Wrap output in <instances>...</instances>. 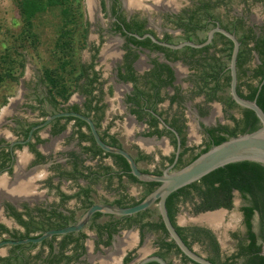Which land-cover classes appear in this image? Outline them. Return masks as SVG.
<instances>
[{"label":"flooded vegetation","instance_id":"1","mask_svg":"<svg viewBox=\"0 0 264 264\" xmlns=\"http://www.w3.org/2000/svg\"><path fill=\"white\" fill-rule=\"evenodd\" d=\"M203 1L204 0H196L190 7L186 6L184 8L168 6L166 4L168 2L167 0H132L131 3L130 0L100 1V13L108 19V25L98 24V45H91V47L88 48V51L91 52V59L87 63H81L86 65L93 64V72L97 74L96 83L102 84V100L98 105L103 106L104 108L103 118L99 122V127L97 128L94 119V113H91V116H88L86 112L85 106L88 102L87 97L77 89L71 93L66 102H63L58 107L54 108L46 100V88L44 86L45 100H38L37 104L41 106L43 105V102H45L47 105H49L52 110L50 114L41 111L39 107L40 114L38 120L36 121H28L20 117L12 116H9L10 118L8 117L9 119H6L10 121L11 127L6 129V131L3 133L0 132V190L3 191L0 192V225L3 226L6 232L0 230V243L6 240L19 241L28 238H37L49 230H58L72 226L80 220L82 215L91 206L95 204L112 205L111 203L119 197L109 190L110 188L108 187L107 175L99 174L98 181H95L94 173L100 171L101 167H112L113 160L110 157H95L92 152L85 151V148L91 147V142L88 140H80L77 132L80 131L82 134L89 136L90 138L91 134L87 125V127L83 126L78 129L74 121L66 122L65 120H62L57 126L60 127V125H65V129L59 134L53 135L52 130L55 127L54 122L57 120L56 119L47 127L35 130L28 143L24 145L14 144L16 142L25 141L28 137L29 131L33 127L41 124L48 116L62 112H75L87 116L93 121L101 139L104 137L105 141L108 142L110 136L114 137L120 143L121 148L123 149L124 147L121 141L118 139L119 134L115 131L116 121H123V125H130L129 121H132L133 123L135 122L137 126L139 125V129L135 135L126 134V137L131 140V148L136 152V155H132L128 151L127 152L133 157V159H137L140 154L151 158L150 162L146 160L139 161L137 166L140 162H144L148 166H152V169L150 168L145 170L141 169L139 166L138 168L141 171H148L147 173L153 174H158V172L162 174L164 170L173 164H169L168 161H165L164 159L175 158L178 141L180 142V155L182 152V138L184 139L185 148L192 149V151L186 153L183 156V159H188L190 156L197 154L208 143L210 136L207 131L209 129H216L222 126L232 127L234 124L231 120V117L236 120H239L242 117L241 109L243 108H228L224 103H222V101H218L217 99L208 101L205 94L197 95V91H199L200 86L198 77L202 73V70L192 67L189 64L190 62L196 61L199 58L205 57L207 55L216 56L220 59L221 63L225 64L226 67L222 69L221 75H223V77L224 75L229 76L227 67L233 49V44L230 40L219 33H215L211 43L205 47L195 49L185 46L180 49H170L153 43L149 38H143L145 35L150 34L157 41L173 46H177L185 42L200 45L206 41L207 35L212 29L219 27L234 35L237 42L239 43L237 59L238 57L244 59L249 58V62L246 65L247 71L245 74V80L249 79L251 77V68H254L259 64V58L256 52H252V59L250 58L251 53L250 55H247L246 53L242 52L245 49L246 42L247 47L251 49V29L256 33V36H259L261 31H264V26H257L255 23L256 19H254L251 15V7L253 3H251V0H239L240 10H238L236 14L234 12H230L231 7L233 6L231 5V2L233 4V0H215L216 2L218 1V5L215 10L221 9L227 13L216 16L214 14V10L213 16L208 17L206 14L203 16L200 12L202 11L200 7ZM87 2L89 5L92 4V0H87ZM263 2H257V0H254V3ZM94 13L96 14V12ZM146 13L155 14L154 19L159 18L160 22L155 23L154 20H151L146 15ZM122 18H124L125 24H130L135 20L144 22V31L146 33L140 36L136 33L128 31L121 21ZM251 22L255 24H252ZM87 23L91 31L90 22L87 21ZM199 34H204V37H199ZM135 36L141 37L143 39L139 40ZM129 38H134L138 41L148 39L152 44L167 49L171 52L151 50L147 47L133 45ZM115 39L117 40L116 43L114 41ZM207 47H209V49L204 50V48ZM187 48H190L195 52H192ZM96 50L97 53L95 55ZM103 57V61L106 57H109L108 59H110L111 64H107L106 61L104 64H102L103 61H101V59ZM143 58L147 60L144 66L141 64V60ZM129 62H131L133 77H129L128 71L125 68ZM100 65H103L102 68L104 70L111 71L113 74V78L111 77L112 82L109 85L106 75L99 68ZM166 68L170 69L172 80L170 85L164 86L160 84L161 82H159V79L162 81L167 79L168 74L166 72ZM82 82L83 80L81 83ZM221 82H223L222 79ZM96 83L94 84L95 88L97 87ZM118 84L130 86L129 93L125 94L124 98H121L122 101H119L120 105L117 103L116 98L113 97L117 90L115 85ZM158 86H161L159 91L156 89ZM225 89L229 91V85L223 88V91L217 92L216 97L220 96L221 98L225 97L231 100L229 92L228 96H224ZM142 91L146 92L152 97V99L154 94L156 95L155 98H165L162 102L154 105L153 103L147 102L146 97L142 95ZM74 95L77 96V99L72 100ZM93 95L98 97V88L93 91ZM171 97L175 98V102L172 104L170 100ZM106 98H110V100L114 98L112 101H115L119 106L125 107L123 118L121 114H119L118 116L114 117V120H108L107 113L111 108V104H109ZM135 99H138L137 104L132 102V100ZM141 99L145 101V104H141ZM11 103L12 101L7 99L6 109L11 107ZM189 104H192L190 109L188 108ZM132 110L137 111L139 115L143 114L144 117L139 119L136 114L132 113ZM4 111L5 109H1L0 113L3 115ZM13 112H15L14 109ZM43 113L46 114V116H42ZM188 113L192 114L194 119L193 121H191L188 117ZM218 113L219 115L221 114V117H218ZM150 114L157 121L155 126L150 125L152 120H154ZM6 115H10L9 111L6 113ZM12 115H14V113ZM175 120H177L175 122L176 126L181 127L180 133L175 128V125H172ZM225 121L229 122L230 125L224 123ZM28 126H31V128L29 129L27 135L24 136L23 131H25ZM103 126L105 127L102 131ZM155 130L169 132L171 134L169 136L167 133H165L163 136L157 137V135H153ZM67 131H70L68 142L71 141L73 144L69 149L51 155H45L42 152L41 147L44 146L47 141L46 138H44L46 135L50 137H57L66 133ZM104 133H106V136L108 137H105ZM195 133H197V137H199V139L203 140V145H189V142L197 140ZM91 139L93 140L92 137ZM102 141L105 142L103 139ZM148 141L153 144L150 143L149 146H146V144L145 147L140 145L143 144L142 142ZM173 141H175V145L173 144ZM152 145L156 147V149ZM32 147L40 154L41 159H39L32 151ZM170 150H172V154H170ZM24 151L32 155L33 159L26 167H20L18 154ZM74 165H78L77 170H81L82 174L84 176L86 175L87 178H81L78 176H75V179L72 177H61L63 172L74 175ZM39 167L47 169L48 176L44 179L35 181L31 189H29V187H24V185L20 184L21 182H18V179L22 178V176L17 177L18 173L21 175L24 173L33 174L35 173L34 171L37 172V170L40 169ZM33 168H36V170L33 171ZM172 170H176L174 169V166ZM18 183L20 184V189L15 190L14 186L18 185ZM123 184L127 186L126 182ZM116 186L117 185H114L113 187ZM82 191H88L87 196L83 195V193H81ZM120 192L121 191L118 193ZM125 193H127L130 197H133L129 194L128 186ZM236 195L241 200V207L246 206L247 203L243 201L240 198L239 193L235 191L234 197ZM65 197H68L69 199H64ZM86 200L91 202L92 205L89 208L84 209L82 205ZM234 200L235 198H233V207L235 204ZM181 208L182 206L180 207V211ZM52 212L61 213L64 216H71L72 213H74V222H69L67 226L62 228H56L57 225L51 226L52 228L44 226L43 230L40 229L27 234L26 227L21 225V223L16 219V216L20 215V220L23 222H28L29 217L32 216L34 220L46 224L44 219L47 218V216ZM190 212L192 213L191 209ZM78 213L81 214L77 216ZM29 214L30 216H28ZM94 215L91 217L88 224L82 229V231L78 233L54 236L35 245H5L0 247V264H49L46 262V260L51 257L50 255L59 254V245L64 241L65 237L68 236H71L70 238L72 239V243H68L67 248L63 252L65 259H63L58 264H98L90 258L88 242L92 241V237H96V240L93 241V255L99 252L105 255L103 251L113 247V244L116 242V237L120 236L122 232L130 230H137L138 242L134 248L125 252L120 264H123V260L129 253L131 254V257H133L129 264H133L135 260L139 258L142 245L146 243V235L150 233L156 234L158 237L153 242L154 251H150L147 256L156 255V253L159 251L157 243L158 240L162 238L161 234L145 232L141 242L140 231L136 226H133L130 229H120L112 236L110 245L105 246L103 242L106 241L107 235L103 234V236L99 238L95 227L110 223V217L107 214H102L101 217L93 221ZM193 215L196 216L199 214ZM103 218L104 220L101 221ZM114 218L118 219L120 217L114 216ZM51 220L55 223L58 222L56 218ZM253 221H256V230L254 231L258 232L257 215L254 217ZM39 224L40 223H38V226ZM190 225L202 226L198 224ZM211 231L213 232V230ZM213 234L215 235L214 232ZM81 235L85 236L83 241L79 240ZM44 242L45 244H52V252L47 245H43ZM80 243H82L84 248L83 254L79 255V257H75L76 255L78 256L80 251L77 250L74 252V247L75 245L78 246ZM218 243L220 245L219 241ZM195 246L199 248V252L195 250ZM191 249H193L198 255L206 258V254L199 245L196 244ZM169 256H173V259H179L180 263L184 264L182 263L181 256L175 252L170 253ZM169 263L173 264L171 261L168 262V264Z\"/></svg>","mask_w":264,"mask_h":264},{"label":"trees","instance_id":"2","mask_svg":"<svg viewBox=\"0 0 264 264\" xmlns=\"http://www.w3.org/2000/svg\"><path fill=\"white\" fill-rule=\"evenodd\" d=\"M18 5V10L20 17L23 23L22 38L30 39L31 44L34 49H36V44L38 43V35L36 33V27L34 21L37 17L44 15L48 10H58L59 24L56 28V38L52 45V50L50 53V64L45 66L42 70V84L46 88V100L54 108L58 107L61 103L66 102L74 90H80L87 99V105L85 106L88 116H91V113H94V119L96 122V127H99V122L103 118V106L98 104L101 102L102 96V84H97V74L93 72V64L86 65L78 62L76 59L77 52L83 50L86 47V41L88 36V23H81L82 11H81V0H15ZM264 0H257V2H263ZM218 2V1H217ZM215 0H204L200 11L202 15L208 17L213 16V11L216 9L218 3ZM122 23L125 25L128 31L136 33L138 35H143L146 32L144 31V22L135 20L130 24H125L124 18L121 19ZM192 22V21H190ZM81 24L83 27L81 28ZM183 24V23H182ZM119 29V27H118ZM189 29V28H188ZM251 49L247 47V42L245 43V49L242 53L250 55L252 59V52H256L259 58V64L254 68H251V77L245 80L246 74V65L249 62V58H240L237 59V77H238V86L237 92L239 96L248 101H256V104L264 113V31H261L259 36H256V33L251 29ZM222 37V36H221ZM223 38V37H222ZM133 45H139L142 47H147L151 50L157 51H168L162 47L154 45L150 40L146 39L143 41H138L134 38H129ZM191 50L190 48H187ZM209 49V47L204 48V50ZM231 49V48H230ZM192 52H195L191 50ZM201 51V50H200ZM171 52V51H168ZM167 52V53H168ZM97 50L95 51V55ZM94 55V56H95ZM4 57L9 58L8 54H4ZM94 58V57H93ZM135 58V56H134ZM133 58V59H134ZM11 59V58H10ZM3 60V59H2ZM3 62V61H2ZM5 62V61H4ZM192 67L201 69L202 73L198 77V82L200 83L199 91L197 95L205 94L208 101L218 100L222 101L228 108L238 107L232 100L229 98H221L217 96V92L223 91V88L229 85L230 77L221 75L222 69L226 68L224 63L220 62V59L216 56H205L199 58L196 61L189 63ZM128 71L129 77H133V72L131 68V62L125 66ZM168 74L167 79L161 82V85H170L172 80L171 71L169 68H166ZM6 72V71H5ZM5 76H0V80L6 78L11 79L12 81H17L16 78H13L9 71L4 73ZM221 79L223 82H221ZM83 82L81 83V81ZM135 81V79H134ZM96 83L98 88V97L93 95V91L96 89L94 84ZM161 86L156 87L159 91ZM245 89V90H244ZM137 92V91H136ZM138 93V92H137ZM140 94V93H139ZM159 94V93H158ZM154 98L156 95L153 96ZM165 97L155 98L153 102L154 105L162 102ZM61 100V102H60ZM171 104L175 102V98H170ZM133 103L137 104L138 99L132 100ZM144 111V110H143ZM242 117L239 120L231 117L233 121V126H222L216 129H209L207 133L209 134L210 140L205 145V147L200 150L197 154L190 156L188 159H183V156L192 151V149L185 148L184 139L181 140L182 152L179 155L178 161L174 165V169L179 170L197 157L207 152L213 146H217L230 138H235L240 135L248 134L255 132L260 128V122L253 112L247 109H241ZM141 112V111H140ZM133 114H136L139 119L143 118L144 115H139L135 110H132ZM144 113V112H142ZM151 115V114H150ZM46 116V114H42ZM152 117V115H151ZM154 119V117H152ZM65 120L66 122L74 121L78 129L86 126L80 120L74 118H61L57 119L54 122V128L52 130L53 135H57L65 129V125H59V122ZM175 120L173 126L180 133L181 127L176 126ZM157 121L154 119L150 125L155 126ZM31 126L23 131L24 136L27 135ZM80 140H88L91 142L90 148H85V151H90L92 154L102 157H110L113 160V166H104L100 168V171L94 173L95 181H98L99 174L107 175L108 187L111 192L119 196L111 204L119 207H131L140 203L148 194L154 191L159 184L154 182L143 183L139 182L135 177L129 173V166L124 158L118 155H111L104 153L98 147H96L94 141L82 134L80 131L77 132ZM169 132H161L155 130L153 135L157 137L163 136ZM152 135V134H150ZM105 137L106 133H104ZM102 139L105 141L104 137ZM107 144L121 148L120 143L114 138L109 137V141H105ZM175 145V141H173ZM32 151L36 156L41 159L40 154L35 151L32 147ZM137 164L139 161H151V158L145 155H139L137 159H134ZM168 161L169 164L173 163V158L164 159ZM78 165H74L73 171L74 175L68 173H62L61 177H72L75 179V176L81 178H87V176L82 174V171L77 170ZM147 173L148 171H142ZM158 174H160L158 172ZM138 184L142 190L141 195L138 199L130 197L125 193L127 186L124 185V182ZM117 185L116 187H113ZM121 191L120 193H118ZM239 193L240 198L247 203L246 206L240 208V212L243 216V224L245 228V234L243 237H236L237 239V251L235 254L224 257L220 245L213 234V232L206 227L189 225V226H180L176 222L177 214L180 211V207L188 205L193 214H201L206 212H213L219 209H224L231 211L233 209V198L234 192ZM83 195L87 196L88 191H82ZM86 198V197H85ZM64 199H69L65 197ZM92 205L91 202L86 200L82 207L84 209L89 208ZM166 209L169 215V218L175 227L177 233L183 240V242L189 247L192 248L194 245H199L204 253L206 254L207 260L213 264H236L238 260H241V264H264V257L261 255L262 247L264 245V166L262 164L251 162V161H242L237 163H232L226 165L222 168H219L210 174L204 176L197 182H194L186 187L179 189L178 191L172 193L166 200ZM152 211L147 209L146 211L140 212L134 216L120 217L115 219L114 216L108 215L110 217V223L103 226H96L98 237L101 238L103 234L107 235L106 241L103 242L105 246L110 245L112 236L117 233L120 229H130L133 226H136L140 231L141 242L145 232H154L160 233L162 238L158 240L159 251L156 253L157 256L162 257L166 260L167 256L175 252L181 256L182 263L195 264L191 262L188 258L183 256L177 247L172 241L168 240L167 232L160 220L150 221ZM257 215L258 217V232L254 231L253 219ZM30 216V214L28 215ZM101 213H96L93 217V221L101 217ZM57 219L58 222H53L51 219ZM16 219L26 227V233H32L45 227L52 228L51 226L57 225L56 228H62L67 226L69 222H74V213L71 216H64L61 213L52 212L43 222L34 220L32 216L29 217L28 222H23L20 220V215L16 216ZM38 223L39 226H38ZM0 230L5 231L3 226L0 225ZM71 236L65 237L64 241L59 245V254L50 255L48 260L49 264H58L65 256L63 255L64 250L67 248L68 243H72ZM85 239L84 235H81L79 240L83 241ZM67 240V241H66ZM43 245H47L52 252V244L45 242ZM36 247V246H34ZM83 245L80 243L78 246L75 245L74 252L77 250L80 251L79 255L83 254ZM74 258V256H73ZM131 254L129 253L126 258L123 260V264H129L132 261ZM157 264V263H149ZM170 264V263H169Z\"/></svg>","mask_w":264,"mask_h":264},{"label":"rangeland","instance_id":"3","mask_svg":"<svg viewBox=\"0 0 264 264\" xmlns=\"http://www.w3.org/2000/svg\"><path fill=\"white\" fill-rule=\"evenodd\" d=\"M100 1L101 0H92V4L89 5L87 0H81L80 7L83 13L81 23L85 24V22L89 21L91 31L88 26L86 47L76 54V59H78V62L87 63L90 61L91 52L88 51V48L91 47V45H98V24L108 25V19L100 13ZM167 1L168 2L166 4L168 6H177L179 8H184L186 6L190 7L196 0ZM251 3H253L251 7V15L254 19H256V25L264 26V2L254 3V0H251ZM231 5L233 6L231 7L230 12L236 13L238 12V10H240L239 0H233V4L231 2ZM94 12H96V14ZM223 13L227 12H224L221 9H217L214 11V14L216 16H219ZM146 15L151 20H154L155 23L160 22L159 18L154 19L155 14L146 13ZM58 16V10L54 9L48 10L44 15H41L35 19L34 24L36 27V33L38 35V43L36 44V49H34L30 39L25 40V38H22L23 23L20 17L17 2L15 0H0V76H5L4 73L9 71L11 76L17 79V81H12L9 78L4 79L3 81L0 80V112L1 109L4 110L7 108V99H10V101H12L11 107L8 108L10 115L5 114V116L1 117L2 113H0L1 133L5 132L6 129H9L11 127L10 121L6 120L10 118L9 116L20 117L28 121H36L38 120L40 110L49 114L52 112L50 106L45 102H43V105L41 106H39L37 102L38 100H45V88L41 82L42 70L45 66L51 65L49 63L50 53L52 50L53 42L56 38V28L60 22ZM251 23L255 24L253 22ZM82 27L83 24H81V28ZM199 37H204V34H199ZM114 41L116 43L117 40L115 39ZM4 54H8L10 57H4ZM108 58L109 57H106L103 61V57L101 59V61H103L102 64H104L105 61L107 64H111V61ZM144 61L147 60L144 58ZM102 67L103 65L99 66L101 71L106 75L109 85L112 82L113 74L111 71L104 70ZM228 92L229 91L225 89L224 96H228ZM74 99L72 97V100ZM106 99L109 104H111V108L107 113L108 120H114V117L118 116L119 114H121L123 118L124 112L121 111L120 106L117 105L115 101H112L113 99ZM191 106L192 104H189L188 108L190 109ZM13 109L15 110V112H13ZM13 113L14 115H12ZM219 113L218 117H221V114L219 115ZM188 117L191 121L194 120L192 114L188 113ZM224 123L230 125V123L227 121H225ZM104 127L105 126L102 127V131L104 130ZM138 129L139 126L133 127V130L130 131V134L135 135ZM115 131L118 132V139L121 141L124 149L132 155H136V152L131 148V140L126 137V134L128 133L126 132V125H123V121H116ZM195 134L197 140L189 142V145H203V140L197 137V133ZM154 148L156 149V147ZM170 152V154H172V150H170ZM138 166L141 169L145 170L150 168L152 169V166H148L144 162H140ZM128 188L129 194L131 196L135 197L136 199L140 197L142 188L138 184L129 183ZM234 198L235 204L231 211H218L215 213L207 214L203 213L194 216L190 212V207L188 205L183 206L177 216V223L182 226L198 224L210 228L211 230H213L218 241L220 242L223 256L229 257L235 254L237 251L238 242L236 237H243L245 233V228L242 223V216L239 211L242 203L237 195ZM150 210L152 211L150 221H156L158 217L156 206H152ZM80 214L81 213H78L77 216ZM103 220L104 218L101 221ZM253 224L254 230H256V221H253ZM157 237L158 235L152 233L146 235V244L148 245L150 251H154L153 242ZM194 248L199 252V248L197 246H195ZM145 253H147V251L143 249L137 260L145 257ZM166 261H171L173 264H181L179 259H173V256L169 255L167 256ZM236 264H241V260H238Z\"/></svg>","mask_w":264,"mask_h":264},{"label":"water","instance_id":"4","mask_svg":"<svg viewBox=\"0 0 264 264\" xmlns=\"http://www.w3.org/2000/svg\"><path fill=\"white\" fill-rule=\"evenodd\" d=\"M215 33H219L233 44V49L230 57V61L227 67L229 71V94L231 100L240 108L250 110L254 113L257 119L260 122V128L255 132L237 136L235 138H230L227 141L210 148L207 152L203 153L197 157L194 161L186 165L185 167L179 170H172L173 166L178 160L180 142L177 144V152L173 161V164L164 170L162 174H153L142 172L133 157L123 148H118L114 146H109L102 141L93 121L82 114L75 112H62L56 113L51 116H48L41 124L33 127L28 134V137L23 142H16L14 144H26L30 141L33 133L37 129H41L50 125L53 121L60 118H75L84 122L90 131L91 137L93 138L96 146L105 153L111 155H118L124 158L129 166V173L135 177L139 182L149 183L154 182L158 183L159 186L148 194L140 203L131 207H119L109 204H95L91 206L86 212L82 215L80 220L66 228L58 230H49L43 233L40 237L37 238H28L25 240L11 241L6 240L0 243V247L5 245L17 246L23 244H39L46 239L52 238L54 236H62L72 233H78L88 224L89 220L95 213H102L107 215H112L116 217H128L136 215L140 212L150 209L152 206H156L160 220L167 232L168 240L172 241L180 253L188 258L191 262L195 264H213L206 258L198 255L193 249L189 248L181 239L177 233L175 227L173 226L167 209H166V200L174 192L179 189L186 187L194 182L199 181L204 176L210 174L211 172L222 168L226 165L242 162V161H251L262 164L264 166V113L260 107L256 104V101H248L239 96L237 92L238 86V77H237V55L239 51V43L237 42L234 35L231 33L215 27L212 29L208 35L207 39L203 44L196 45L190 42H185L177 46H173L166 43H161L157 41L152 35L147 34L143 38H149L153 43L161 45L170 49H180L182 47L188 46L191 48H202L210 44ZM137 39H143L141 37L135 36ZM13 144V145H14ZM226 211L224 209H219L213 212ZM261 255L264 257V245L262 247ZM168 264V262L160 256L151 255L145 256L139 260H135L133 264Z\"/></svg>","mask_w":264,"mask_h":264},{"label":"crops","instance_id":"5","mask_svg":"<svg viewBox=\"0 0 264 264\" xmlns=\"http://www.w3.org/2000/svg\"><path fill=\"white\" fill-rule=\"evenodd\" d=\"M144 58L141 60V64H143V66L145 65ZM116 87V94L113 95L114 98H116L117 103H119V101H122L121 98L125 96V94H128L130 91V86L129 85H122V84H118L115 85ZM142 95H144L147 99V102L153 103L154 102V97L152 99L151 96H149L146 92L142 91ZM155 95V94H154ZM159 95V94H158ZM160 96V95H159ZM113 98V99H114ZM74 99V96H73ZM75 99H77V96L75 95ZM141 104H145V101L143 99L140 100ZM120 105V103H119ZM121 111L124 112L125 107L124 106H120ZM8 109H5V111L3 112L2 116H5V114L7 113ZM1 116V117H2ZM130 125H126V131L129 135L130 131L133 130V127L137 126V124L132 121H129ZM139 126V125H138ZM70 137V131H67L66 133L59 135L57 137H50L47 136L44 137L46 138V143L44 146L41 147L42 152L46 155H51V154H55L57 152L60 151H64L66 149H69L73 144L71 143V141L68 142V139ZM143 144H140L142 146L145 147L150 145V141L148 142H142ZM153 144V143H151ZM19 166H23L26 167L30 161H32V155H30L29 153H26L25 151L22 153H19ZM40 168V167H39ZM33 171L36 170V168L32 169ZM35 173L31 174V173H24L23 175H21L20 173L17 174L18 176H22V178L18 179V182H21V185H24V187H29V189L32 188V185H34V182L37 180H41L44 179L48 176V171L47 169L44 168H40L39 170L34 171ZM126 182V181H125ZM124 182V183H125ZM20 184L18 183V185L14 186L15 190L20 189L19 186ZM127 186H128V182H126ZM131 184V183H130ZM10 185V184H9ZM8 186V185H7ZM9 188V187H8ZM0 192H2L0 190ZM92 241L88 242V249H89V253H90V258L94 261L97 262L98 264H120L121 263V259L124 256L125 252L129 251L130 249L134 248L137 245L138 242V232L137 230H130V231H125L122 232L120 236L116 237V242L113 244L112 248H108L105 249L103 252L105 255L99 253H96L93 255V250H94V243L93 241L96 240V237L93 236L92 237ZM145 249L147 251V253H145L144 256H146L150 250L149 247L146 243H144L142 245L141 248V252L142 250Z\"/></svg>","mask_w":264,"mask_h":264},{"label":"bare ground","instance_id":"6","mask_svg":"<svg viewBox=\"0 0 264 264\" xmlns=\"http://www.w3.org/2000/svg\"><path fill=\"white\" fill-rule=\"evenodd\" d=\"M131 1H132V0H130V3H131ZM88 2H89V1H88ZM2 192H3V191H2ZM9 194H10V192H9Z\"/></svg>","mask_w":264,"mask_h":264}]
</instances>
